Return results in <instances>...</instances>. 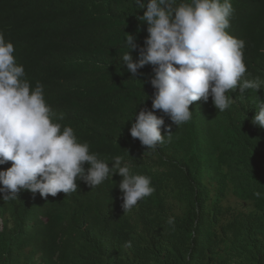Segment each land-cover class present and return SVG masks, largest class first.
<instances>
[{
  "label": "trees",
  "instance_id": "1",
  "mask_svg": "<svg viewBox=\"0 0 264 264\" xmlns=\"http://www.w3.org/2000/svg\"><path fill=\"white\" fill-rule=\"evenodd\" d=\"M230 2L226 31L245 42L241 82L264 85V0ZM144 11L137 0H0V33L30 86L43 85L55 122L109 166L122 157L154 188L127 213L119 174L94 188L78 179L76 192L46 199L0 193V264H264V128L252 123L264 86L227 93L223 112L211 96L193 102L180 126L155 110L172 128L162 126L165 142L146 149L130 129L152 110L153 66L133 77L121 61L128 34L140 58Z\"/></svg>",
  "mask_w": 264,
  "mask_h": 264
},
{
  "label": "clouds",
  "instance_id": "2",
  "mask_svg": "<svg viewBox=\"0 0 264 264\" xmlns=\"http://www.w3.org/2000/svg\"><path fill=\"white\" fill-rule=\"evenodd\" d=\"M137 3L140 8L146 5L139 19L147 22L149 35L139 48L140 58L134 61L131 52L138 46L136 37L128 34V51L121 61L133 77L145 65L153 66L152 110H141L130 129L131 136L146 149L155 151L157 144L165 142L162 126L166 134L172 128L171 124L165 126L164 117L157 116L155 110L180 126L190 121L193 102H207L211 96L214 106L223 112L233 101L227 93L237 87L243 93L264 86L259 80L241 82L247 71L245 42L226 31L234 11L230 0ZM14 51L13 43L0 33V165L11 162V167L0 170L3 200L17 198L21 190L39 192L45 199L60 192L67 195L78 190V179L94 188L114 174L122 177L118 186L124 213L150 196L154 188L149 177L134 173L132 165L120 156L113 158L109 166L110 162L89 151L87 143L78 141L71 126L62 129L55 122L56 114L45 101L43 85L30 86ZM252 123L264 128V103L259 105ZM167 223L174 226V218Z\"/></svg>",
  "mask_w": 264,
  "mask_h": 264
},
{
  "label": "rangeland",
  "instance_id": "3",
  "mask_svg": "<svg viewBox=\"0 0 264 264\" xmlns=\"http://www.w3.org/2000/svg\"><path fill=\"white\" fill-rule=\"evenodd\" d=\"M3 225V220L0 218V227Z\"/></svg>",
  "mask_w": 264,
  "mask_h": 264
}]
</instances>
